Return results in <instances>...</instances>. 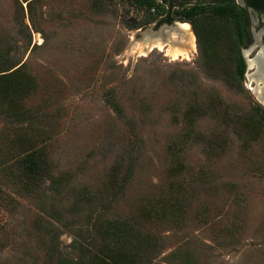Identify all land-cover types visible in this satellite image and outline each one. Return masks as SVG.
Masks as SVG:
<instances>
[{"label": "rangeland", "instance_id": "obj_1", "mask_svg": "<svg viewBox=\"0 0 264 264\" xmlns=\"http://www.w3.org/2000/svg\"><path fill=\"white\" fill-rule=\"evenodd\" d=\"M144 9L0 0V68L37 82L24 100L35 124L25 134L49 168L27 185L24 150L4 151L21 126L0 106V264L88 263L108 218L129 220L150 242L139 264H264V105L254 71L236 78L234 34L206 53L195 33L191 47L174 28L182 43L172 44L187 55L139 53L163 26H132Z\"/></svg>", "mask_w": 264, "mask_h": 264}, {"label": "trees", "instance_id": "obj_2", "mask_svg": "<svg viewBox=\"0 0 264 264\" xmlns=\"http://www.w3.org/2000/svg\"><path fill=\"white\" fill-rule=\"evenodd\" d=\"M110 1L119 5L124 0ZM129 1L147 11V15L142 20L132 18V22H130L132 26H138L142 22V24H148L158 19L167 10L166 4L157 0ZM177 14L180 19L188 20L193 24L199 47L206 53L209 50H216L221 39H225L226 36L231 38L234 34L235 40L230 48L236 50L237 54L236 78L241 80L244 78L246 64L242 56L241 46L245 45L249 39L246 30L248 13L236 0H227L223 3L207 6L196 5L189 10L177 11ZM229 25L234 28V31L228 29ZM36 87L35 78L22 68H0V106L2 112L21 126L14 127L13 136L8 139L7 144L5 142L4 151L8 152L15 148V143H18L16 146H20L22 151L24 150L25 154L19 160L21 164L19 168L21 174L27 179V185L41 181L43 174L49 169L48 160L42 149L36 148L32 138L25 134L29 129L33 130L35 124L28 119L29 110L24 106V100ZM82 200H77L72 205L71 210L73 212L80 209ZM54 210L55 206L52 204L51 211ZM105 221V224H99L97 227L99 239L103 240L102 247L88 250V263L81 259L77 262H63V264L141 263L142 253L148 249L150 242L141 239V235H137L138 229L129 220L114 221L108 218ZM52 238L55 240L57 234L54 233Z\"/></svg>", "mask_w": 264, "mask_h": 264}, {"label": "flooded vegetation", "instance_id": "obj_3", "mask_svg": "<svg viewBox=\"0 0 264 264\" xmlns=\"http://www.w3.org/2000/svg\"><path fill=\"white\" fill-rule=\"evenodd\" d=\"M225 1L227 0H160V2H163L164 4H166L167 10L158 19H156L155 24H154L155 29L163 25L162 28L159 30V32L154 31L152 33L156 37H158L160 33H163L164 36L162 38L165 39V41H167L166 43L171 42L174 45L178 43H182L180 41H177L178 39H174V37H172L174 28H178L183 23H188L191 27L190 30L192 31L190 32L193 35L195 32H194L193 24L188 20L180 19V16L177 14V11L189 10L195 7L196 5H206L207 6V5L223 3ZM239 1H240L239 2L240 6H242L248 13V23L246 25V30H247L249 39L245 45L243 44L241 46L242 56L244 57L246 69H247L248 61L246 57V51L248 50L252 51L255 47H257V51L255 55L252 57L254 58L255 56H257L259 51L262 48H264V0H239ZM252 15L254 16L255 19L258 20L259 24H261V26H259V29H261V33H262L260 37L261 39L259 38L258 35L255 34L254 27L251 24L250 17ZM178 35L180 34L178 33ZM172 40H174L175 42Z\"/></svg>", "mask_w": 264, "mask_h": 264}, {"label": "bare ground", "instance_id": "obj_4", "mask_svg": "<svg viewBox=\"0 0 264 264\" xmlns=\"http://www.w3.org/2000/svg\"><path fill=\"white\" fill-rule=\"evenodd\" d=\"M190 28L191 27L188 23L181 24L178 27L179 29L178 32L180 34L179 39L182 42L188 43L191 45V47H193L194 43L192 39V33H191L192 31L190 30ZM147 38L149 39V37ZM148 39L146 41H149ZM152 47H157L159 49L166 50L167 53L174 58L182 54L187 55L189 53L188 51H185L182 48L174 46L171 42L167 44L166 41L164 42L163 38H161L160 36L154 40H150V42H146V44H140L138 52L143 54L146 52V50H149ZM250 51L251 50L246 51L247 61L250 69H254L253 70L254 72L252 73V78L257 81L256 87H252V89L257 94L259 100L264 102V84H263L264 83V48H262L257 54V56H255L254 58H250L248 56ZM260 83H262L263 85H260ZM262 104L264 105V103Z\"/></svg>", "mask_w": 264, "mask_h": 264}, {"label": "water", "instance_id": "obj_5", "mask_svg": "<svg viewBox=\"0 0 264 264\" xmlns=\"http://www.w3.org/2000/svg\"><path fill=\"white\" fill-rule=\"evenodd\" d=\"M147 37H149V39H153V40L156 39V36H155L152 32L150 33V31L148 32ZM150 37H151V38H150ZM146 39H148V38H146ZM163 41H165V39H163ZM263 84H264V83H263ZM263 84H262V85H263ZM261 102H262V101H261ZM262 103H264V102H262Z\"/></svg>", "mask_w": 264, "mask_h": 264}, {"label": "built area", "instance_id": "obj_6", "mask_svg": "<svg viewBox=\"0 0 264 264\" xmlns=\"http://www.w3.org/2000/svg\"><path fill=\"white\" fill-rule=\"evenodd\" d=\"M154 10V9H153Z\"/></svg>", "mask_w": 264, "mask_h": 264}]
</instances>
